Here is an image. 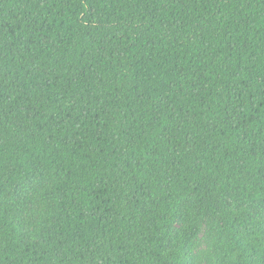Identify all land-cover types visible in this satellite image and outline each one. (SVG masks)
<instances>
[{
  "label": "trees",
  "instance_id": "trees-1",
  "mask_svg": "<svg viewBox=\"0 0 264 264\" xmlns=\"http://www.w3.org/2000/svg\"><path fill=\"white\" fill-rule=\"evenodd\" d=\"M203 262L264 264V0H0V264Z\"/></svg>",
  "mask_w": 264,
  "mask_h": 264
},
{
  "label": "rangeland",
  "instance_id": "rangeland-1",
  "mask_svg": "<svg viewBox=\"0 0 264 264\" xmlns=\"http://www.w3.org/2000/svg\"><path fill=\"white\" fill-rule=\"evenodd\" d=\"M209 230L210 229L208 227V224L203 225L201 232L199 234V243L197 244V247L194 250L195 254L199 255L201 252L206 251L207 249L206 238L208 237L207 233ZM203 264L206 263L203 262Z\"/></svg>",
  "mask_w": 264,
  "mask_h": 264
}]
</instances>
